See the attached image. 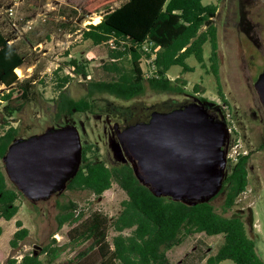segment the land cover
I'll use <instances>...</instances> for the list:
<instances>
[{"label": "rangeland", "instance_id": "1", "mask_svg": "<svg viewBox=\"0 0 264 264\" xmlns=\"http://www.w3.org/2000/svg\"><path fill=\"white\" fill-rule=\"evenodd\" d=\"M86 1L0 0V32L24 60V75H16L19 80L33 79L35 91V98L14 114L11 124L17 125L26 136L40 134L50 128L73 125L79 134L80 147L91 144L93 150L98 148V157L107 165L125 160L131 162L137 172V165L120 138L122 126L125 127L132 117H143L159 105L166 109L172 101L201 104L209 113H216L226 124L222 179L234 161L230 155H249L248 184L225 215L230 216L236 212L242 214L247 233L255 240L257 253L264 262V110L253 85L258 73L264 68V0L202 1L204 4L212 2L218 6L213 21L217 27L220 88L225 101L218 95L217 83L208 60L210 46L205 42L203 65L193 56L186 59L194 70L182 74L187 80L182 93L147 87L142 95L129 100L107 93H95L92 111L74 112L57 121L54 117V98L63 75H70L65 88L76 99L84 95L88 79L108 80L115 76L114 72L104 68L105 64L112 61L109 57L111 40L95 45L82 39V30L89 24H95L94 17L101 19L102 13V10L95 13L83 10ZM124 1L117 0L110 7L115 8ZM72 58L86 65L89 78L71 72L67 63ZM118 62L124 68H129L128 56H123ZM180 72L179 65H172L167 71V77L174 79ZM6 89L9 87L0 84V94ZM2 131L0 128V133ZM0 169L7 184L17 187L4 159H0ZM126 197L115 182L100 195H94L88 190L71 191L66 188L38 200L19 195L15 201L18 205L17 213L10 220L0 219V264L10 254L15 256L32 250L39 251L54 237L55 231L62 237L61 242L66 240V232L71 225L66 223L57 230L58 203L67 200L75 202L76 209L84 212L80 221L93 211L112 220L122 209L121 202ZM222 201L223 193L211 199L218 211ZM18 219L28 229V234L20 241L19 248L13 251L9 240L17 229L15 221ZM222 241L221 234L208 237L204 233H194L187 236L182 244L168 250L167 256L171 264H206V258L216 252ZM70 251L62 258L65 259ZM217 264L235 263L226 259Z\"/></svg>", "mask_w": 264, "mask_h": 264}, {"label": "trees", "instance_id": "2", "mask_svg": "<svg viewBox=\"0 0 264 264\" xmlns=\"http://www.w3.org/2000/svg\"><path fill=\"white\" fill-rule=\"evenodd\" d=\"M115 1L117 0L86 1L83 10L89 13L102 10V13L98 23L89 24L82 30V39L95 45L109 39H113L117 45L120 44V39L128 43L152 40L159 47L155 59L158 77L143 76L139 60L141 55L131 46L128 47L127 43H124V50L111 48L109 57L112 61L105 64L104 68L114 72L115 76L108 80L88 79L86 91L80 98H73L66 92L65 84L71 78L69 74L60 79L58 93L54 98V117L57 121L74 112L92 111L95 93H107L125 100L142 95L147 87L182 93L187 83L182 74L194 70L186 59L193 56L203 65L205 42L210 46L208 60L215 76L218 95L225 101L220 88L217 27L213 21L217 4H204L203 0H125L119 6L111 8ZM128 55L127 69L118 60ZM23 63L22 55L0 32V84L9 87L0 94V128L3 130L0 133V159L4 158L12 142L27 137L17 125L11 124L14 114L35 98L34 80H19L14 71ZM67 64L73 74L87 77L85 64L73 58ZM172 65L181 67L180 74L174 79L167 77V71ZM170 104H166V109H162L161 105L157 109L166 111L179 105L173 101ZM211 114L219 118L216 113ZM248 160V153L239 154L212 197L204 201L189 202L155 193L139 177L131 162L122 160L107 165L98 157L97 147L93 150L91 144H84L80 148L78 170L65 188L71 191L88 190L94 195H100L115 182L127 196L121 202L120 212L110 220L106 215L93 211L80 221L84 212L76 209L75 202L67 200L58 203L57 229L66 223L71 225L67 231L69 242L56 247L52 245L55 243L53 239L36 254V250L26 252L19 262L10 254L3 264H42L39 259L41 253L49 254L52 259L67 246L74 247L85 242L89 244L78 253L84 254L95 248L94 251L100 257L98 264H171L167 251L182 244L187 236L194 233L223 236L216 252L206 258V264H217L226 259L235 264H264L257 253L255 240L247 233L242 214L236 212L230 216L225 215L232 209L237 196L246 189ZM219 193H223V201L218 211L211 199ZM22 194L18 187L7 184L0 169V219L13 218L18 211L15 201ZM15 224L17 229L9 240L13 251L28 234V229L22 226L21 220H16ZM110 229L117 234L109 242L106 238ZM127 229L128 234H123ZM1 232L0 226V234Z\"/></svg>", "mask_w": 264, "mask_h": 264}, {"label": "water", "instance_id": "3", "mask_svg": "<svg viewBox=\"0 0 264 264\" xmlns=\"http://www.w3.org/2000/svg\"><path fill=\"white\" fill-rule=\"evenodd\" d=\"M253 85L264 110V68ZM120 138L155 193L197 202L220 188L227 128L201 104L155 110L148 120L122 128ZM80 148L78 131L69 124L12 142L3 159L18 189L38 200L65 188L78 170Z\"/></svg>", "mask_w": 264, "mask_h": 264}, {"label": "crops", "instance_id": "4", "mask_svg": "<svg viewBox=\"0 0 264 264\" xmlns=\"http://www.w3.org/2000/svg\"><path fill=\"white\" fill-rule=\"evenodd\" d=\"M61 228H59V229H61ZM59 229H57V230H59ZM126 231H129V230L128 229L127 230H124L122 233L123 234H128ZM115 234H117V232H115L112 229H110L108 231V235H107V238L106 239L110 242V238H112V236H114ZM53 236L55 238H57V239H55L54 237H51L50 240L47 242V243H49L50 241H52L53 239H55V243L52 244L53 246H56V247H58V246H64V245H66L69 242V237L67 236V232H66V240L65 241H62V242L60 241L62 237L60 236V234L58 233V231H55L53 233ZM208 237H210V236H208ZM86 243L87 242H85L83 244H80V245H76L74 247L67 246L66 248H64V250H62L60 252V254L58 256H56L55 258H52V259H51V257H49V254L43 252V253H41L39 255V259L42 261V264H65V263L66 264H98L100 262V257L94 251L95 248H93L92 250H90V251H88V252H86L84 254L83 253H78L80 251V249H82V248L85 247L84 244H86ZM111 247H112V244H111ZM18 248H19V246H18ZM69 249L71 251L68 253V256L65 259H63L62 257L67 253V251ZM24 253H26V252L19 253V254H17V255L14 256L17 259V262L20 261V259L22 258V255ZM36 253H37V251H36ZM3 263H4V261H1V264H3Z\"/></svg>", "mask_w": 264, "mask_h": 264}, {"label": "built area", "instance_id": "5", "mask_svg": "<svg viewBox=\"0 0 264 264\" xmlns=\"http://www.w3.org/2000/svg\"><path fill=\"white\" fill-rule=\"evenodd\" d=\"M111 48L112 49H120L124 50L125 46L124 43L129 46H131L133 49L137 50L140 53V66L143 70V76L145 78H152V77H158V71L157 66L155 64V59L157 55V51L159 49L158 46H155L154 42L149 39H145L142 42L138 43H131V42H125L124 40L120 39V44H116L113 39H110ZM128 57H130L128 55ZM89 78V76H87ZM240 153H237V155H230V157L235 161L237 159V156Z\"/></svg>", "mask_w": 264, "mask_h": 264}, {"label": "flooded vegetation", "instance_id": "6", "mask_svg": "<svg viewBox=\"0 0 264 264\" xmlns=\"http://www.w3.org/2000/svg\"><path fill=\"white\" fill-rule=\"evenodd\" d=\"M217 13V12H216ZM179 105L180 104H183V103H178ZM173 109V108H172ZM155 110H158V109H152L151 111H149V112H147L143 117L142 116H138V115H136V116H134V117H132L130 120H129V122H128V124H130V123H132V122H136V121H146V120H148L149 118H150V115H151V113L153 112V111H155ZM169 110H171V109H169ZM159 111H161V110H159ZM166 111H168V110H166ZM135 113V112H134ZM133 113V114H134ZM127 124V125H128ZM126 125V126H127ZM122 128H124V126H122Z\"/></svg>", "mask_w": 264, "mask_h": 264}, {"label": "bare ground", "instance_id": "7", "mask_svg": "<svg viewBox=\"0 0 264 264\" xmlns=\"http://www.w3.org/2000/svg\"><path fill=\"white\" fill-rule=\"evenodd\" d=\"M100 21V17L96 16L93 19V23H98ZM15 73L18 74V76H23L25 72V68L23 65H19L14 69Z\"/></svg>", "mask_w": 264, "mask_h": 264}]
</instances>
